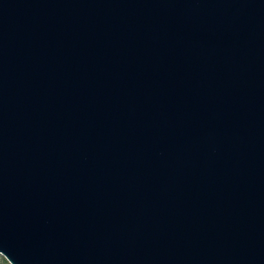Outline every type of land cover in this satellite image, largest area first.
Masks as SVG:
<instances>
[{
    "label": "water",
    "instance_id": "95a60500",
    "mask_svg": "<svg viewBox=\"0 0 264 264\" xmlns=\"http://www.w3.org/2000/svg\"><path fill=\"white\" fill-rule=\"evenodd\" d=\"M11 264H264V0H0Z\"/></svg>",
    "mask_w": 264,
    "mask_h": 264
},
{
    "label": "rangeland",
    "instance_id": "374dc122",
    "mask_svg": "<svg viewBox=\"0 0 264 264\" xmlns=\"http://www.w3.org/2000/svg\"><path fill=\"white\" fill-rule=\"evenodd\" d=\"M0 264H11L4 255L0 253Z\"/></svg>",
    "mask_w": 264,
    "mask_h": 264
}]
</instances>
